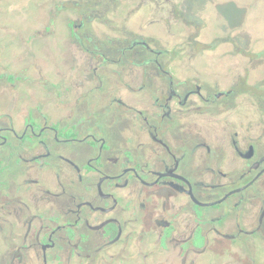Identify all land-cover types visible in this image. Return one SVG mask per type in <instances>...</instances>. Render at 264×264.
Wrapping results in <instances>:
<instances>
[{
  "label": "flooded vegetation",
  "instance_id": "af4514ba",
  "mask_svg": "<svg viewBox=\"0 0 264 264\" xmlns=\"http://www.w3.org/2000/svg\"><path fill=\"white\" fill-rule=\"evenodd\" d=\"M184 1L0 0V264H264L255 37Z\"/></svg>",
  "mask_w": 264,
  "mask_h": 264
},
{
  "label": "rangeland",
  "instance_id": "374dc122",
  "mask_svg": "<svg viewBox=\"0 0 264 264\" xmlns=\"http://www.w3.org/2000/svg\"><path fill=\"white\" fill-rule=\"evenodd\" d=\"M183 7L188 27H200L198 40H218L234 25L240 27L234 31L240 39H250L249 34L255 37V81L264 89V0H186ZM249 27L254 31H248ZM225 48L226 44L215 45L210 53L219 54Z\"/></svg>",
  "mask_w": 264,
  "mask_h": 264
}]
</instances>
